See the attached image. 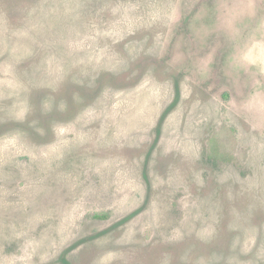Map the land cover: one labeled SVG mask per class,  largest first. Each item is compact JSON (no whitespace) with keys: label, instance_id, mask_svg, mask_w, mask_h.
<instances>
[{"label":"rangeland","instance_id":"374dc122","mask_svg":"<svg viewBox=\"0 0 264 264\" xmlns=\"http://www.w3.org/2000/svg\"><path fill=\"white\" fill-rule=\"evenodd\" d=\"M0 264H264V0H0Z\"/></svg>","mask_w":264,"mask_h":264},{"label":"trees","instance_id":"16d2710c","mask_svg":"<svg viewBox=\"0 0 264 264\" xmlns=\"http://www.w3.org/2000/svg\"><path fill=\"white\" fill-rule=\"evenodd\" d=\"M209 156H210L211 158H212V157H214V155H213V154H211V153H210V155H209ZM214 159H215V157H214ZM213 161H216V162H217V160H216V159H215V160H213ZM217 163H218V162H217ZM95 217H96V218H103V217H106V215H100V214H96V215H95Z\"/></svg>","mask_w":264,"mask_h":264}]
</instances>
